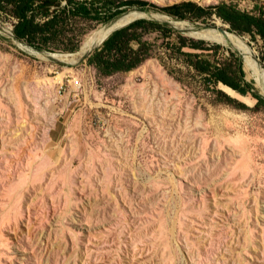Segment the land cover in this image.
<instances>
[{"label":"rangeland","instance_id":"rangeland-1","mask_svg":"<svg viewBox=\"0 0 264 264\" xmlns=\"http://www.w3.org/2000/svg\"><path fill=\"white\" fill-rule=\"evenodd\" d=\"M132 10L83 23L80 47ZM13 22L0 17V264H264L263 104L209 84L166 45L175 35H148L151 58L102 76L26 51ZM223 23L264 71L263 41ZM182 35L208 49L184 53L241 55L264 98L238 50Z\"/></svg>","mask_w":264,"mask_h":264},{"label":"trees","instance_id":"trees-1","mask_svg":"<svg viewBox=\"0 0 264 264\" xmlns=\"http://www.w3.org/2000/svg\"><path fill=\"white\" fill-rule=\"evenodd\" d=\"M136 6L141 10L151 7L169 17L203 19L217 16L238 33L259 37L264 43V11L259 14L239 10L232 3L222 2L203 8L192 2H183L168 7H157L145 0H0V17L13 19V36L38 51L63 53L77 52L85 36L82 31L86 21L108 22L122 14L124 8ZM157 33L164 39L176 36V41L166 45L175 54L186 57V63L194 68L211 85L219 83L230 87L240 95L251 93L259 104L264 98L246 81L241 55L229 52L223 59L211 60L203 54L184 53L186 47L208 50L174 30L167 22L155 19H140L114 31L87 59L102 76L129 72L141 66L153 56L154 48L146 37ZM220 47H216L215 51ZM264 58V46H263Z\"/></svg>","mask_w":264,"mask_h":264},{"label":"bare ground","instance_id":"bare-ground-1","mask_svg":"<svg viewBox=\"0 0 264 264\" xmlns=\"http://www.w3.org/2000/svg\"><path fill=\"white\" fill-rule=\"evenodd\" d=\"M168 1V0H166ZM207 3L213 2L212 0H206ZM157 14V13H156ZM143 15L142 13L138 12V10H132L124 15H122L114 24H111L104 32H102L99 36H93L92 39H89L82 47V53L89 52L95 46L99 45V43L106 37V35L112 30L113 27L119 25L123 22H126L132 18H136ZM166 21L175 25L178 29H186V28H193L195 27L189 21L185 20H176L169 18V16L160 15ZM216 26L210 27L207 29H194L192 33H189L188 36L193 37L195 39H201L212 43H218L223 46H231L234 49L238 50L244 58V64L246 70H248L251 75L254 77L256 83L261 87L262 92L264 93V71L254 59L253 52L247 42L238 34L233 33L227 29L228 25L224 24L223 21L217 18ZM7 28V27H6ZM10 30V29H9ZM7 31V30H6ZM22 48L26 51L30 52L31 54L37 55L41 59H47L48 55H52L57 61H68V53L62 52H52V53H42L33 47L27 44H20ZM19 46V47H20ZM259 62V61H258ZM221 88L229 93L230 95L236 96L238 93L233 89L225 85H220Z\"/></svg>","mask_w":264,"mask_h":264},{"label":"water","instance_id":"water-1","mask_svg":"<svg viewBox=\"0 0 264 264\" xmlns=\"http://www.w3.org/2000/svg\"><path fill=\"white\" fill-rule=\"evenodd\" d=\"M138 12L142 13L143 15L136 17V18H132L126 22H123L119 25H116L115 27L112 28V30L106 35V37L99 43V46L109 37L110 34H112L114 31L123 28L137 20L140 19H155V20H159V21H165L167 22L174 30L180 31L182 33H185L186 35H189V33H192L194 31V29H207V27H193V28H186V29H178L175 25H172V23L166 21L165 19H163L161 16L159 15H154L151 12L147 11V10H138ZM168 17V16H167ZM170 18V17H169ZM217 18V16H216ZM223 21V20H222ZM13 35V32H12ZM193 38V37H192ZM201 40V39H200ZM98 46H95L93 49H91L89 52L86 53H82L81 47L77 52H73V53H68V61H57L55 58L52 57V55H48L47 59L53 62H57L60 63L61 65H64L66 67H72L75 66L77 64H81L83 62H86L88 57L90 56L91 52ZM222 84V83H221ZM224 85V84H222ZM228 87V86H227ZM230 88V87H229ZM231 89V88H230Z\"/></svg>","mask_w":264,"mask_h":264},{"label":"built area","instance_id":"built-area-1","mask_svg":"<svg viewBox=\"0 0 264 264\" xmlns=\"http://www.w3.org/2000/svg\"><path fill=\"white\" fill-rule=\"evenodd\" d=\"M154 1H157V0H154ZM161 1H164L165 2V0H161ZM180 1H183V2H192V3L197 4L198 6H201V7H209V6H212V4L214 3V2L207 3L206 0H180Z\"/></svg>","mask_w":264,"mask_h":264}]
</instances>
